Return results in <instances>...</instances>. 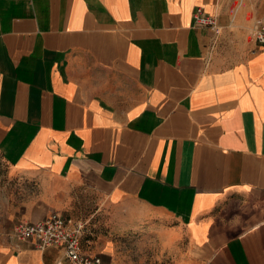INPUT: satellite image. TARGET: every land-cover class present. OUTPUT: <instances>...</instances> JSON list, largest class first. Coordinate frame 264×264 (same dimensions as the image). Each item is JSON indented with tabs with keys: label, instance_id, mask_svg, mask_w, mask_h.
<instances>
[{
	"label": "crops",
	"instance_id": "obj_1",
	"mask_svg": "<svg viewBox=\"0 0 264 264\" xmlns=\"http://www.w3.org/2000/svg\"><path fill=\"white\" fill-rule=\"evenodd\" d=\"M197 5L215 28L194 23ZM263 11L0 0V154L27 185L0 211V264L63 258L14 235L52 211L84 222L83 249L105 264L122 263L114 219L168 264H264Z\"/></svg>",
	"mask_w": 264,
	"mask_h": 264
},
{
	"label": "built area",
	"instance_id": "obj_2",
	"mask_svg": "<svg viewBox=\"0 0 264 264\" xmlns=\"http://www.w3.org/2000/svg\"><path fill=\"white\" fill-rule=\"evenodd\" d=\"M197 25L216 27L214 15L197 5L192 13ZM254 37L259 48L264 50V11L256 19ZM84 222L73 221L57 211L36 221H20L14 226V235L23 240H32L37 248L55 246L62 249L63 258L55 264H105L101 256L84 251L81 238Z\"/></svg>",
	"mask_w": 264,
	"mask_h": 264
},
{
	"label": "rangeland",
	"instance_id": "obj_3",
	"mask_svg": "<svg viewBox=\"0 0 264 264\" xmlns=\"http://www.w3.org/2000/svg\"><path fill=\"white\" fill-rule=\"evenodd\" d=\"M26 187L24 176L16 173L0 154V211L8 207V199H10V206H16L17 195L21 194L22 197ZM95 229L96 237L103 235L102 223L96 225ZM126 229L119 219H114L112 226L106 229L111 232L117 255L122 259V263L118 261L116 264H168L166 261L158 259V254L155 253L151 245L148 248H142L143 244L138 246L134 240L127 238L130 235L134 238L135 234L133 231L126 233ZM137 256L138 259H136Z\"/></svg>",
	"mask_w": 264,
	"mask_h": 264
}]
</instances>
